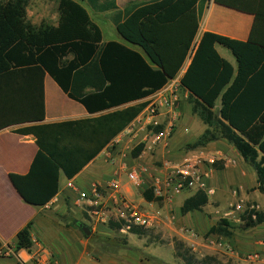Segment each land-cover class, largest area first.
<instances>
[{
	"label": "trees",
	"instance_id": "16d2710c",
	"mask_svg": "<svg viewBox=\"0 0 264 264\" xmlns=\"http://www.w3.org/2000/svg\"><path fill=\"white\" fill-rule=\"evenodd\" d=\"M81 1L98 13L114 11L113 23L126 43H103L101 29ZM215 2L254 15L257 24L264 22V0ZM206 3L153 0L120 10L117 0H60L57 26H36L28 19L25 0H0V82L11 88L17 73L28 74L34 67L50 74L71 99L94 114L151 97L174 80L192 57L181 86L189 93L192 113L208 127L198 146L225 139L255 169L256 189L264 195V44L255 36L258 27L248 42L210 32L197 40ZM217 46L233 54L237 69L219 54ZM218 100L221 108L215 113ZM149 104L144 101L93 119L18 130L33 134L39 146L30 172L11 175L23 200L35 207L51 202L59 193L61 176L69 180L77 176ZM38 109L43 117L42 92ZM144 147L139 144L134 157ZM143 197L147 202L163 201L152 188L145 189ZM208 203V194L198 190L183 202L181 213L201 212ZM242 220L244 229L254 228L264 223V212L249 207ZM110 223L116 229L124 227V222ZM30 227L18 233L17 250L32 249ZM230 229L231 223L221 219L208 234L229 238ZM145 232L129 231L139 237ZM176 244V255L186 264H233L212 256L197 260L191 248Z\"/></svg>",
	"mask_w": 264,
	"mask_h": 264
},
{
	"label": "crops",
	"instance_id": "0c3cea01",
	"mask_svg": "<svg viewBox=\"0 0 264 264\" xmlns=\"http://www.w3.org/2000/svg\"><path fill=\"white\" fill-rule=\"evenodd\" d=\"M151 1L153 0H117V3L119 9L124 10L128 4ZM87 11L90 15L88 9ZM111 12L115 14L114 11ZM47 22L48 20L45 21V23ZM93 22L95 23V21ZM31 23L37 24L34 21H31ZM57 24L58 20L51 22V25L57 26ZM95 24L100 28L98 23ZM255 27H258L255 36L264 44V22L257 24V19L252 14L220 5L215 0H207L201 17L197 40H200L204 33L210 32L248 42L252 38ZM117 42L126 43L124 40L123 42L117 40ZM103 43L106 42L103 40ZM217 51L237 69L236 58L229 50L217 46ZM191 60L192 57L187 59L178 76L171 80L168 85H173L177 99L181 102L187 101L192 109L189 102V93L181 86V79L186 73ZM33 68L27 72L28 74H25L26 72L17 73L11 88L7 86L5 81L0 82V264H165V258L158 252L149 250V247H143L144 250L142 251H140L141 247L138 246L135 249L114 252L100 246H92L90 239L83 235L81 230L83 224H80V227L77 228L72 224H66L63 217L70 214L76 221L83 222L88 214L94 223V225L91 224L92 228L89 226L94 230V233L98 232L99 235L115 239L117 234L114 233L113 236L110 232L102 231L101 227H106L103 224V222H106L105 220H99L96 216H93L87 203L79 204V192H88L94 186H98L103 200L110 205L111 192L108 190L107 185L111 180L117 179L120 192L130 202L134 203L140 211L156 217L155 228H157L158 224L161 225V214L156 213L151 208H155L159 203L169 201L163 199L161 202H147L143 197L144 190L149 188H145V178H143L140 186H136L124 179V173L118 174V172H120L122 165H125L128 169L131 166H133V169H138L146 162L152 163L153 157L156 160L160 158L173 161L184 159L186 154L181 152V148L173 146V144H178L182 135L179 137L172 135L167 144H161L159 147L157 145L153 146L152 136H148L149 139L142 143L145 144L142 154L129 160L125 152L132 151L133 146L137 142L140 143L141 139H138L139 137L135 139L134 136H124L123 130L73 179L69 180L62 175L59 193L51 202L43 207L29 205L13 185L11 175L24 176L30 172L39 152V146L33 134L19 133L18 130L36 125L93 119L129 105L151 101V97H148L119 108L91 114L81 103L71 99L50 74H43L40 70H36V68L33 70ZM41 92L44 101L43 117L38 116V103ZM86 92L91 93L93 89H87ZM220 108L221 100H218L214 109L215 113H218ZM174 111L176 112V107H174ZM175 112L165 110L161 115L153 118L151 122L150 120H144L142 125L147 127L148 132L153 131V125L162 127L167 124V114H175ZM184 130L186 133L190 132L188 127ZM140 131L139 135L141 136L143 132ZM121 136H123V141L119 145L111 147L113 142ZM149 145L153 146L152 150H157L152 155L148 154L150 153L147 149ZM200 149L203 157L210 162L209 164L205 163L204 166L200 165L201 171L206 175L205 184L207 187L205 192L208 194L210 201L217 203L226 201L230 203L239 200L245 203L247 201L252 203V207L258 211L264 212V203L259 202L256 195L260 193L256 189L258 185L257 173L229 142L220 139L206 146H200ZM195 158H199V156ZM216 160L223 162L213 165ZM196 192L187 193L188 197ZM182 205L183 203L180 205V210ZM188 217L191 218L192 216ZM215 221L209 223L202 216H197L192 223L197 227H204V224L207 223L210 230L211 227L217 224ZM29 224H31L30 233L33 247L30 251L17 250V235ZM101 224L103 225L101 226ZM254 228L264 232V223ZM123 234L129 235L131 233ZM216 235L212 234V236ZM7 250L11 252L10 255L8 257L2 256L1 253Z\"/></svg>",
	"mask_w": 264,
	"mask_h": 264
},
{
	"label": "rangeland",
	"instance_id": "374dc122",
	"mask_svg": "<svg viewBox=\"0 0 264 264\" xmlns=\"http://www.w3.org/2000/svg\"><path fill=\"white\" fill-rule=\"evenodd\" d=\"M25 1L27 3L28 19L30 22H36V26H40L42 24H51V22L59 19L58 5L60 0ZM81 3L85 6V8L89 10L93 21H95V23H98V25L100 26L103 32V40L105 42L114 40H120L123 42V39L117 32L116 27L112 22V16L114 14L113 12L98 13L90 8L87 1H81ZM129 6L130 4H128L127 7ZM46 20H48L47 23H45ZM175 107L176 112H174L178 115V126L174 128L173 135H176V137L182 135V137L180 138L178 144H173V146L181 148V152H184L186 156L184 157V159L177 161L163 158L156 160L155 157H153L154 159L152 163L146 162L141 165L142 167H146L148 169L145 173V176L143 175L146 183L145 188L151 186L153 182L152 178L154 176H164L167 172H170L176 166L190 164L198 167L199 165L204 166L205 163H210L209 160L205 159L203 157V154L200 153L201 149L197 143L199 140L198 137L201 135V133H203L207 126L199 119V117L193 115L191 106L187 103V101L181 102L178 100L175 103ZM163 111L157 112L156 116L161 115ZM167 115V124H165L166 126L171 121V116H173V114L171 113ZM165 125H163L162 127H165ZM186 127L190 129V132H185L184 129ZM152 128L153 131L156 132L160 129V126L153 125ZM138 144L140 143L137 142V144L133 146V150L138 146ZM152 149L148 150V152H150L148 153L149 155H152L157 151ZM133 150L125 152L129 160L134 159ZM197 156H199V158H195ZM221 162L223 161L216 160L213 162V165H218ZM130 170H133V166L130 167ZM201 172L202 173L200 175L203 177L202 181L205 183L206 175L203 171ZM124 179L128 180L126 174ZM128 182L132 184L129 180ZM206 187L207 185L205 184L204 188L206 189ZM195 190L196 188H190L179 193H175L169 202L159 203L155 208L152 207V210H154L156 213L158 212L161 214V225L158 224L157 228L154 227L146 230L143 236L139 237L137 235L120 233L119 229H116L111 225L110 222L113 220H108L106 222H103L106 227L102 226L103 224H101V229L104 232H110V234L113 236L114 233L117 234L115 239L99 235L98 232L94 233L93 229L91 236L88 238L90 239L92 246H100L103 249L114 252H119L127 249H135L138 246L141 247L140 251H142L144 250L143 247H149V250L156 251L165 258V264H186L181 258L177 257L176 255V242H183L188 248H191L197 260H202L206 256H212L216 257L218 260L224 263L232 262L233 264H247V261H245L247 255L251 252L259 250L260 248L258 243L264 240V232H262L261 230H258L257 228H243L245 222L242 220V215L249 207L252 206V203H249L247 201H245L244 203L241 200L230 203L228 201L217 203L209 200V204L201 212H193L191 214H188L187 216H184L181 213L180 205L183 203L184 199L188 197L187 193L196 192ZM256 195L259 199V202L264 203V195H261L260 193H257ZM106 204L107 203L103 204L101 208L109 209L110 207ZM236 204H241L243 206V209L237 212L235 215H228L234 209V207L232 206ZM89 208L91 211L94 210L93 207ZM188 216L192 217L190 218ZM197 216H202L209 223L213 220H216V223L221 219H227L231 223L230 231L232 232V236L227 239L229 240V243L236 249L234 255H230L225 252V250L213 248L211 246L210 240L212 238V235L208 234V224L205 223L204 227H197V225L192 223V221H195V218ZM63 221L66 224H72L77 228L80 227V224L90 226L91 228V224L94 225L88 214L83 222L76 221L70 214L63 217ZM105 229L107 230L105 231ZM192 235H195V237H192ZM222 237L226 236L223 235ZM241 260L245 261L246 263L242 262ZM263 260L264 259L260 260L259 262H257V264H264ZM248 264L255 263L248 262Z\"/></svg>",
	"mask_w": 264,
	"mask_h": 264
},
{
	"label": "built area",
	"instance_id": "2783aa9c",
	"mask_svg": "<svg viewBox=\"0 0 264 264\" xmlns=\"http://www.w3.org/2000/svg\"><path fill=\"white\" fill-rule=\"evenodd\" d=\"M177 100L173 85H167L162 90L153 94L149 106L143 111L141 114L142 116L140 115L136 121L132 122L124 130V136H134L135 139L139 137L138 139H141L140 144L146 142L147 139H149L148 136H152L153 146L167 144L173 135V130L178 121V115L176 113H173L174 115L167 126L160 127L156 132H148L147 127H144L142 124L144 120H150L151 122V120L156 117L157 112L163 110L174 112ZM140 130L143 132V135L141 136L139 135V132H141ZM145 134L147 135L145 136ZM122 141L123 136L117 138L111 147L119 145ZM152 145H149L148 147L146 146L147 149L151 150L153 148ZM147 170L146 167L130 170L125 165H122L118 174H126L128 180L133 185L140 186L143 182V175L145 176ZM201 173L200 165L198 167L190 164L176 166L164 176H154L152 178L153 182L149 188H152L156 197L162 198L166 201H170L175 193H179L186 189L196 188L197 190L205 191V183L202 181L203 177L200 175ZM107 188L111 192V204H106L110 207L109 209L101 208V206L105 204V201L103 200V196L100 193L98 186H94V188L88 192H79V204L87 203L90 207H93V216H96L99 220H113V222L119 223L124 222L123 229H120L122 233H129L133 228L148 230L155 227L156 217L147 212L140 211L134 203L130 202L127 197L120 192V185L117 179L111 180L107 185ZM232 207H234V209L228 215H235L243 209L241 204H236ZM250 208L252 209L254 207L251 206ZM254 218L256 217L254 216ZM192 237H195V235H192ZM210 244L213 248L225 250V252L230 255L235 254L236 249L229 243V240L226 237L218 235L212 236ZM258 245L260 249L248 254L245 261L249 263H257L264 259V240L260 241ZM10 253L11 252L7 250L2 252L1 255L8 257Z\"/></svg>",
	"mask_w": 264,
	"mask_h": 264
},
{
	"label": "water",
	"instance_id": "95a60500",
	"mask_svg": "<svg viewBox=\"0 0 264 264\" xmlns=\"http://www.w3.org/2000/svg\"><path fill=\"white\" fill-rule=\"evenodd\" d=\"M81 230L86 237H90L92 234V229L87 225H81Z\"/></svg>",
	"mask_w": 264,
	"mask_h": 264
}]
</instances>
